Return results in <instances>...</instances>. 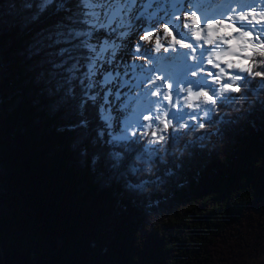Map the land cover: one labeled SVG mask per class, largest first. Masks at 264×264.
I'll list each match as a JSON object with an SVG mask.
<instances>
[{
    "label": "trees",
    "instance_id": "16d2710c",
    "mask_svg": "<svg viewBox=\"0 0 264 264\" xmlns=\"http://www.w3.org/2000/svg\"><path fill=\"white\" fill-rule=\"evenodd\" d=\"M0 12V264H252L264 255V92L244 82L203 128L170 132L156 148L182 168L136 194L110 179L103 157L91 164L108 150L92 143L97 107L87 104V134L73 127L79 85L76 101L54 108L62 93L47 92L51 49L29 58L35 34L56 19L51 9L27 31L22 0H0ZM146 167L139 179L162 173L159 162Z\"/></svg>",
    "mask_w": 264,
    "mask_h": 264
},
{
    "label": "snow or ice",
    "instance_id": "6c2138e0",
    "mask_svg": "<svg viewBox=\"0 0 264 264\" xmlns=\"http://www.w3.org/2000/svg\"><path fill=\"white\" fill-rule=\"evenodd\" d=\"M233 3L240 5L239 13L231 7ZM216 4L221 7L213 8ZM22 7L28 15L20 23L21 31L39 23L49 9L51 16L56 17L27 46L29 58L44 47L51 49L47 60L51 71L47 75L53 86L47 92L50 96L62 93L54 108L76 101L79 85L81 94L76 107L81 119L73 127L83 128L87 134L90 125L87 104L91 102L97 107L101 124L92 143L108 150L95 153L91 164L95 169L103 157L112 174L110 179H123L127 191L144 194L148 186L165 183L182 168V161L175 154L169 162L160 149L149 147L166 140L164 133L170 125L174 130L177 126L186 127L191 119L203 128V119L211 118L217 101L241 90L239 82L252 84L257 94L264 92V70L254 71L264 69V0H22ZM181 13L189 15L185 18ZM219 16L224 19H217ZM3 24L0 12V26ZM160 25L164 27L161 29ZM173 28L183 39L172 35L166 47L159 33L163 32L167 40ZM100 31L106 34L102 39L97 35ZM133 34L140 42L129 47L128 38ZM153 36L154 46L148 47ZM161 48L171 54L160 53ZM125 56H143L145 63L125 60ZM207 65L212 68L208 70ZM44 76L41 72L40 77ZM256 77L260 79L257 81ZM121 89L128 91L122 94ZM205 89H211L213 94L209 95ZM141 99L143 103L133 119H124ZM115 101H119L118 107L122 109L119 119L112 114ZM260 107L264 108V100L260 101ZM146 112L150 115H145ZM169 114L171 119H166ZM133 123L145 130L142 136L148 135L147 129H154L153 138L146 145L132 139L137 135ZM156 130L161 134L157 135ZM80 154L86 156L87 150H81ZM156 162L162 166L161 175L139 179L141 172L151 171L146 166ZM130 177L138 179L133 182Z\"/></svg>",
    "mask_w": 264,
    "mask_h": 264
},
{
    "label": "rangeland",
    "instance_id": "374dc122",
    "mask_svg": "<svg viewBox=\"0 0 264 264\" xmlns=\"http://www.w3.org/2000/svg\"><path fill=\"white\" fill-rule=\"evenodd\" d=\"M227 7H228V6H226V7H224V8H227ZM231 7L234 8V9L236 10L237 13H239V12L241 11L240 5H238V4L235 5V3H233V4H231ZM243 10H244V11H249V9H243ZM228 14H229V15H233L234 13H228ZM180 15H184V17L186 18L189 14H188V13H181ZM230 23H233V21H230ZM168 27L171 28V25H168ZM201 27H203V26L201 25ZM237 27H239V25H237ZM103 32H104V31H100V32L97 34L99 38L102 37V33H103ZM99 35H100V36H99ZM170 35L172 36V35H175V34L171 32ZM234 35H238V34H235V33H234ZM175 36L177 37V35H175ZM170 38H171V37H170ZM178 38H179V39H182L183 37L179 36V34H178ZM262 39H264V37H262ZM169 41H170V40H169ZM139 42H140V41H139ZM164 44H165V46H167V43H164ZM184 51H187V49H184ZM197 51L199 52V49H198ZM118 59H119V57H118ZM124 59L127 60L128 57L125 56ZM248 63L251 64L252 61H248ZM243 83H244V82H239V87H240ZM235 86H236V85H233V87H235ZM185 87H187V86H185ZM217 87H219V85H217ZM193 90L196 91L195 88H193ZM208 92H209L210 95L213 94L211 91H208ZM234 93H235V92H234ZM234 93H228L227 96H228V95H229V96H230V95H233ZM173 94H174V93H173ZM100 95H103V93H100ZM225 99H226V97H225V98H220L217 102L223 101V100H225ZM109 100L112 101V99H111L110 97H109ZM114 105H115V104H114ZM114 109L117 110L116 105L114 106ZM96 113H97V109H96ZM115 114L118 115V110H117V112H116ZM127 115H128V114H127ZM210 115H211V114H210ZM125 119H128V118H125ZM166 119H171V115L169 114V116H168ZM207 119H208V118H204L202 122H205ZM197 120H199V117L197 118ZM144 122H145V124H148V120H145ZM114 123H115V121H114ZM153 123H155V118H153ZM181 123H183V121H182ZM188 124H192V125L195 124V127H194V128L199 127L197 121H195V120H191V119H189L188 122H187V125H188ZM187 128H190V127L188 126V127H182V128H181V127L177 126L176 129L174 130V129H173V126L170 125L169 128H168V130H167V132L164 133V135L167 137L166 140L168 139V136H169L170 132H172L171 134H175V133H177L178 131H180V130H185V129H187ZM191 128H192V127H191ZM133 129L136 130L137 135H136L135 137H132V139H134V140L138 139L140 142H142L143 145H146V144H147V141L153 138L152 135H151V133H152V131H153L154 129H152V128L147 129L148 135H146V136H142V135H141L145 130H144V129H140V130H138L139 128L137 129V128L135 127V124H133ZM156 134H157V135H160L161 133L159 132V130H156ZM166 140H165V141H166ZM163 142H164V141H163ZM163 142H162V143H163ZM162 143L149 145V147L156 148L157 146L161 145ZM251 262H252V264H264V255H263V254H260L259 256H255V257L252 259Z\"/></svg>",
    "mask_w": 264,
    "mask_h": 264
},
{
    "label": "bare ground",
    "instance_id": "6f19581e",
    "mask_svg": "<svg viewBox=\"0 0 264 264\" xmlns=\"http://www.w3.org/2000/svg\"><path fill=\"white\" fill-rule=\"evenodd\" d=\"M236 5V4H235ZM223 7H226V6H228L227 4H223L222 5ZM213 8H217V7H221V4H216V5H213L212 6ZM241 8V7H240ZM193 11H195V10H193ZM257 11H261V9H257ZM196 15L197 16H200V12L199 11H197L196 12ZM234 15V14H233ZM182 17H184V15H182ZM217 19H224V17H222V16H219V17H217ZM257 19H259V17H257ZM194 23V22H193ZM226 23H230V21H226ZM201 25L203 26V17L201 16ZM164 27V25H160V28L162 29ZM172 33H174L175 35H177V39H179L178 38V33L176 32V30L173 28L172 29V31H171ZM144 33H141V35H143ZM105 32H103L102 33V37H101V39L102 38H104L105 37ZM159 35H160V38H161V42L162 43H167L169 40H171V38L170 37H172L171 35H169L168 37H167V40H165V38H164V34H163V32H160L159 33ZM100 36V35H99ZM155 39H156V37L155 36H153V39H152V41L150 42V43H148L147 44V46L148 47H152V46H154V43H155ZM183 39V38H182ZM128 41L130 42L129 43V47H131V44L132 43H139V39L135 36V34H133V35H131L129 38H128ZM186 42H189V41H186ZM195 46V45H194ZM167 47V46H166ZM179 48H180V46L179 45H177V49L179 50ZM141 51H143V49L141 50ZM188 51V50H187ZM160 53H163L164 55H169V54H171V51H169L168 53H165L164 52V49L163 48H161V50H160ZM160 53H158V55L160 54ZM128 59H131V60H134V61H136V62H138V63H145V58L143 57V56H139V57H137V56H133V57H128ZM222 67H225V65H221ZM106 68L108 67V66H105ZM206 68L208 69V70H210L211 68H212V65H207L206 66ZM227 70V69H226ZM228 71H231V70H228ZM218 72V69L216 70V71H213L212 72V75L214 76V75H216V73ZM99 78V77H98ZM185 86H187V85H185ZM109 87H111V85H109ZM113 91L115 92L116 91V89L115 88H113ZM121 92H122V94L123 93H127V89H121L120 90ZM195 91V90H194ZM205 91H211V89H205ZM210 95V94H209ZM173 96H174V98H175V93L173 94ZM110 98L112 99V101L114 100V98L113 97H111L110 96ZM153 99H156L155 97H153ZM143 103V99H141V100H138L137 101V103L135 104V105H133V112L132 113H127L126 115H125V117H124V119L125 118H128L129 120H132L133 119V117H134V115H135V111L140 107V105ZM114 104L116 105V107H117V110H118V115H116L115 113L117 112V110L116 109H113V116L115 117V118H117V119H119L120 118V116H119V114H120V112L122 111V109H120L119 107H118V105H119V101H115L114 102ZM186 111H190V109H186ZM145 115H150L149 113H145ZM153 118H154V116H153ZM134 124V123H133ZM114 127H115V123H114ZM135 127L138 129L139 128V126L138 125H135ZM141 128H139L138 130H140ZM131 131V130H130Z\"/></svg>",
    "mask_w": 264,
    "mask_h": 264
}]
</instances>
